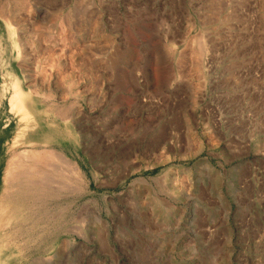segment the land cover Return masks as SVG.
<instances>
[{"label":"rangeland","instance_id":"rangeland-1","mask_svg":"<svg viewBox=\"0 0 264 264\" xmlns=\"http://www.w3.org/2000/svg\"><path fill=\"white\" fill-rule=\"evenodd\" d=\"M17 90L84 186L16 264H264V0H0V160Z\"/></svg>","mask_w":264,"mask_h":264},{"label":"bare ground","instance_id":"bare-ground-1","mask_svg":"<svg viewBox=\"0 0 264 264\" xmlns=\"http://www.w3.org/2000/svg\"><path fill=\"white\" fill-rule=\"evenodd\" d=\"M22 99L20 90L11 99L20 117L19 130L0 160V264H16L32 242L40 244L54 219L51 203L60 195L68 200L62 213L69 223L73 180L76 188L84 186L79 165L51 142L59 138H43L48 128L28 112ZM46 110L64 122L70 118L65 107L47 105Z\"/></svg>","mask_w":264,"mask_h":264}]
</instances>
